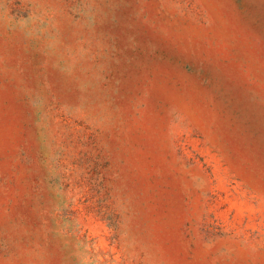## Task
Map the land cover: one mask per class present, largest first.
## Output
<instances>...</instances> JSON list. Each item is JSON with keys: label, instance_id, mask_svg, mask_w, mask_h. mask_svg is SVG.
Masks as SVG:
<instances>
[{"label": "rangeland", "instance_id": "obj_1", "mask_svg": "<svg viewBox=\"0 0 264 264\" xmlns=\"http://www.w3.org/2000/svg\"><path fill=\"white\" fill-rule=\"evenodd\" d=\"M0 264H264V0H0Z\"/></svg>", "mask_w": 264, "mask_h": 264}]
</instances>
